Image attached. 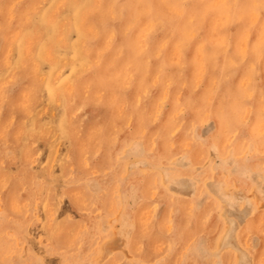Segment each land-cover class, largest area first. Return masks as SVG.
Masks as SVG:
<instances>
[{
	"label": "rangeland",
	"instance_id": "374dc122",
	"mask_svg": "<svg viewBox=\"0 0 264 264\" xmlns=\"http://www.w3.org/2000/svg\"><path fill=\"white\" fill-rule=\"evenodd\" d=\"M113 1L0 0V264H264V0Z\"/></svg>",
	"mask_w": 264,
	"mask_h": 264
},
{
	"label": "bare ground",
	"instance_id": "6f19581e",
	"mask_svg": "<svg viewBox=\"0 0 264 264\" xmlns=\"http://www.w3.org/2000/svg\"><path fill=\"white\" fill-rule=\"evenodd\" d=\"M43 1H44V0H43ZM112 1H113V0H112ZM120 1H121V0H120ZM125 1H126V0H125ZM136 1H137V0H136ZM136 1H135V2H136ZM138 1H141V0H138ZM143 1H144V0H143ZM177 1H178V0H177ZM177 1H175V2H177ZM179 1H180V0H179ZM224 1H225V0H224ZM224 1H223V3H224ZM234 1H235V0H234ZM40 2H41V1H40ZM123 2H124V1H123ZM141 2H142V1H141ZM144 2H147V3H148V1H144ZM144 2H143V3H144ZM183 2H184V1H183ZM183 2H182V4H183ZM231 2L233 3V1H231ZM236 2H237V0H236ZM90 3H91V2H90ZM98 3H99V2H98ZM115 3H116V2H115ZM121 3H122V2H121ZM138 3H139V2H138ZM179 3H180V2H179ZM184 3H185V2H184ZM214 3H215V2H214ZM214 3H213V4H214ZM227 3H228V2H227ZM237 3H238V2H237ZM113 4H114V1H113ZM118 4H119V3H118ZM176 4H177V3H176ZM67 5H68V3H67ZM101 5H102V4H101ZM116 5H117V4H116ZM172 5H173V4H172ZM224 5H225V4H224ZM229 5H230V4H229ZM239 5H240V4H239ZM69 6H70V5H69ZM98 6H99V5H98ZM120 6H121V5H120ZM126 6H127V5H126ZM126 6H123V7H126ZM175 6H176V5H175ZM212 6H214V5H212ZM236 6H238V5H236ZM261 6H263V3L261 4ZM261 6H260V7H261ZM43 7H44V6H43ZM115 7H116V6H115ZM123 7H122V8H123ZM176 7L178 8V6H176ZM179 7H180V6H179ZM219 7H220V6H219ZM227 7H228V6H227ZM227 7H226V8H227ZM238 7H239V6H238ZM246 7H247V6H246ZM252 7H253V6H252ZM263 7H264V6H263ZM85 8H86V7H84V9H85ZM249 8H250V7H249ZM255 8H256V7H255ZM101 9H102V8H101ZM125 9H126V8H125ZM210 9H212V8H210ZM219 9H220V8H219ZM35 10H36V9H35ZM71 10H72V9H71ZM81 10H82V9H81ZM98 10H100V9H97V11H98ZM111 10H112V9H111ZM118 10H119V8H118ZM148 10H149V9H148ZM224 10H225V9H224ZM263 10H264V9H263ZM40 11H41V10H40ZM102 11H103V10H102ZM104 11H105V10H104ZM252 11H255V9H254V10L252 9ZM256 11H257V9H256ZM256 11H255V12H256ZM105 12H106V11H105ZM118 12H119V11H118ZM122 12H125V11H122ZM228 12H229V10H228ZM100 13H101V12H100ZM114 13H115V11H114ZM225 13H227V12H225ZM229 13L231 14V12H229ZM32 14H33V13H32ZM66 14H67V13H66ZM147 14H148V13H146V15H147ZM258 14H259V13H258ZM258 14H257V15H258ZM133 15H134V14H133ZM153 15H154V14H153ZM228 15H229V14H228ZM236 15H237V14H236ZM115 16H116V15H115ZM191 16H192V15H191ZM229 16H230V15H229ZM229 16H228V17H229ZM234 16H235V15H234ZM241 16H242V15H241ZM30 18H31V15H30ZM112 18H114V17H112ZM117 18H118V17H117ZM120 18H121V17H120ZM120 18H118V19H120ZM158 18H160V17L158 16ZM233 18H234V17H233ZM236 18H237V17H236ZM236 18H235L234 20H236ZM239 18H240V17H239ZM53 19H55V18H53ZM138 19H139V18H138ZM138 19H137V20H138ZM191 19H192V18H191ZM228 19H229V18H228ZM115 20H116V19H115ZM157 20H158V19H157ZM159 20H160V19H159ZM165 20H166V19H165ZM237 20H238V19H237ZM38 21H39V20H38ZM162 21H163V19L161 20V22H162ZM186 21H187V20H186ZM229 21H230V19H229ZM101 22H102V20H101ZM104 22H105V21H103V23H104ZM137 22H138V21H137ZM166 22H167V21H166ZM166 22H165V23H166ZM171 22H172V21H171ZM227 22H228V20L225 21V23H227ZM69 23H70V22H69ZM107 23H108V22H107ZM153 23H154V22H153ZM185 23H186V22H185ZM118 24H119V23H118ZM127 24H128V23H127ZM127 24H126V25H127ZM160 24H161V23H160ZM166 24H167V23H166ZM170 24H171V23H170ZM227 24H229V23H227ZM105 25H106V24H105ZM128 25H129V24H128ZM128 25H127V26H128ZM172 25H173V24H172ZM184 25H185V24H184ZM109 26H110V25H109ZM118 26H119V25H118ZM163 26H164V23H163ZM163 26H162V27H163ZM166 26H167V25H166ZM187 26H188V25H187ZM187 26H186V27H187ZM225 26H226V24H225ZM125 27H126V26H125ZM125 27H124V28H125ZM150 27H151V26H150ZM172 27H174V26H172ZM188 27H190V25H189ZM50 28H51V27H50ZM111 28H112V27H111ZM115 28H116V27H115ZM126 28H127V27H126ZM126 28H125V29H126ZM130 28H131V27H130ZM153 28H154V27H151V29H153ZM169 28H170V27H169ZM174 28H175V27H174ZM71 29H73V28H71ZM119 29H120V27H119ZM166 29H167V28H166ZM172 29H173V28H172ZM106 30H107V29H106ZM126 30H128V29H126ZM164 30H165V29H164ZM164 30H162V31L165 32ZM196 30H197V29H196ZM110 31H111V30H110ZM145 31H148V30L145 29ZM124 32H125V31H124ZM196 32H197V31H196ZM0 33L2 34V32H0ZM99 33H101V32H99ZM109 33H110V32H108V34H109ZM127 33H128V31H127ZM127 33H126V34H127ZM129 33H130V32H129ZM248 33H249V32H248ZM1 34H0V35H1ZM113 34H114V33H113ZM160 35H161V33H160ZM162 35H163V34H162ZM225 35H226V33H225ZM96 36H97V35H96ZM107 36H108V35H107ZM144 36H145V35H144ZM86 37H87V36H86ZM86 37H84V38H86ZM92 37H93V36H92ZM106 38H107V37H106ZM160 38H161V37H160ZM87 39H88V38H87ZM110 39H111V38H110ZM112 39H113V36H112ZM143 39H144V37H143ZM180 39H181V38H180ZM114 40H115V39H114ZM147 40H148V39H147ZM149 40H150V39H149ZM155 40H156V39H155ZM155 40H154V41H155ZM186 40H187V39H186ZM68 41H70V40H68ZM145 41H146V39H144V42H145ZM109 42H110V41H109ZM114 42H115V41H114ZM164 42H165V41H164ZM187 42H188V40H187ZM70 43H71V42H70ZM84 43H85V42H84ZM112 43H113V42H112ZM124 43H125V42H124ZM124 43H123V44H124ZM139 43H140V42H139ZM223 43H224V42H223ZM36 44H37V43H36ZM36 44H35V46H36ZM145 44H146V42H145ZM147 44H148V42H147ZM202 44H203V43H202ZM54 45H55V44H54ZM69 45H70V44H69ZM94 45H95V44H94ZM228 45H229V44H228ZM71 46H72V45H71ZM118 46H120V45H118ZM123 46H124V45H123ZM144 46H145V45H144ZM157 46H159V44H158ZM203 46H204V45H203ZM226 47H227V46H226ZM64 48H65V47H64ZM68 48H69V47H68ZM87 48H88V47H87ZM121 48H122V46H121ZM124 48H125V47H124ZM145 48H146V46H145ZM145 48H144V50H146ZM160 48H161V47H159L158 49L160 50ZM197 48H198V47H197ZM60 49H61V48H60ZM90 49H91V48H90ZM90 49H89V50H90ZM104 49H105V47H104ZM119 49H120V48H119ZM58 50H59V49H58ZM97 50H98V49H97ZM225 50H226V49H225ZM259 50L261 51V49H259ZM71 51H72V50H71ZM119 51H120V50H119ZM60 52H61V51H60ZM122 52H123V51H122ZM181 52H182V51H181ZM181 52H180V53H181ZM56 53H57V52H56ZM68 53H69V52H68ZM183 53H184V52H183ZM35 54H36V53H35ZM216 54H218V53H216ZM33 55H34V54H33ZM71 55H72V54H71ZM71 55H69V56H71ZM101 55H102V54H101ZM179 55H180V54H179ZM243 55H245V54H243ZM149 56H150V55H149ZM257 57H259V56H257ZM69 58H70V57H69ZM147 58H148V56H147ZM214 58H215V57H214ZM241 58H242V57H241ZM243 58H244V57H243ZM143 59H144V58H143ZM216 59H217V58H216ZM232 59H233V58H232ZM232 59H230V60H232ZM239 60H240V59H239ZM256 60H257V59H256ZM146 61H148V60H146ZM201 61H203V60H201ZM239 62H240V61H239ZM249 62H250V61H249ZM254 62H255V61H253V63H254ZM256 62H257V61H256ZM147 63H148V62H146L145 64L148 65ZM235 63H236V62H235ZM251 63H252V62H251ZM253 63H252V65H253ZM222 64H223V63H222ZM42 65H43V64H42ZM68 65H69V64H68ZM68 65H67V66H68ZM89 65H90V64H89ZM165 65H166V64H165ZM226 65H227V64H226ZM234 65H235V64H234ZM236 65H237V64H236ZM254 65H255V64H254ZM63 66H64V65H63ZM144 66H145V65H144ZM146 67H147V66H146ZM146 67H144V68H146ZM249 67H250V66H249ZM47 68H48V67H47ZM41 69H42V68H41ZM41 69H40V70H41ZM89 69H90V68H89ZM181 69H182V68H181ZM251 70H252V68H251ZM251 70H248V72H249V71L251 72ZM253 70H254V69H253ZM253 70H252V71H253ZM146 71H147V70H146ZM216 71H217V70H216ZM235 71H236V70H235ZM62 72H63V71H62ZM180 72H181V70H180ZM254 72H255V71H254ZM254 72H253V74H254ZM257 72H258V70H257ZM59 73H60V72H59ZM129 73H130V72H129ZM223 73H225V72H223ZM156 74H157V73H156ZM226 75H227V74H226ZM226 75L224 74V76H226ZM230 75H232V72H231ZM233 75H234V74H233ZM227 76H228V75H227ZM251 76H252V75H251ZM42 78H43V77H42ZM225 78H227V77H225ZM252 79H253V78L251 77V80H252ZM249 80H250V79H249ZM251 80H250V81H251ZM170 84H171V83H170ZM168 85H169V84H168ZM250 85H251V84H250ZM44 86H45V85H44ZM244 86H246V85H244ZM152 87H153V86H152ZM152 87H151V88H152ZM246 87H247V86H246ZM252 87H253V85H252ZM12 88H13V87H12ZM216 88H217V87H216ZM244 89H245V88H244ZM248 89H249V86H248ZM248 89H247V90H248ZM250 89H251V87H250ZM11 90H12V89H11ZM14 90H15V89H14ZM42 90H43V89H42ZM245 91H246V90H245ZM42 92H43V91H42ZM42 92H40V93H42ZM85 92H86V91H85ZM167 93H168V92H167ZM124 94H125V93H124ZM249 94H250V93H249ZM261 94H262V93H261ZM163 95H164V94H163ZM167 95H168V94H167ZM250 95H251V94H250ZM124 96H125V95H124ZM248 96H249V95H248ZM74 97H75V96H74ZM158 97H159V96H158ZM162 97H163V96H162ZM40 98H41V97H40ZM138 98H139V97H138ZM143 98H144V97H143ZM151 98H152V97H151ZM165 98H166V97H165ZM260 98H261V96H260ZM261 99H263V98H261ZM86 100H87V99H86ZM160 100H161V99H160ZM96 101H97V100H96ZM157 101H158V100H157ZM72 102H73V101H72ZM158 103H159V102H158ZM140 104H141V103H140ZM161 104H162V103H161ZM65 105H66V104H65ZM83 105H84V104H83ZM143 105H144V104H143ZM249 105H250V104H249ZM162 106H163V105H162ZM180 106H181V105H180ZM65 107H66V106H65ZM145 107H146V106H145ZM63 108H64V107H63ZM250 108H251V107H249V109H250ZM44 110H45V109H44ZM52 110H54V109H52ZM82 110H83V108H82ZM77 111H79V110H77ZM208 112H209V110H208ZM177 113H178V112H177ZM0 114H1V112H0ZM53 114H54V113H53ZM73 114H74V113H73ZM208 114H209V113H208ZM83 116H84V115H83ZM157 116H158V115H157ZM220 116H221V115H220ZM260 116H262V114H261ZM209 117H210V116H209ZM41 118H42V117H41ZM207 118H208V117H207ZM246 118H247V117H246ZM192 120H193V119H192ZM153 121H154V120H153ZM241 125H242V124H241ZM238 127H239V126H238ZM243 127H244V126H243ZM236 129H237V128H236ZM262 130H263V129H262ZM115 133H116V132H115ZM172 133H173V132H172ZM172 133H171V134H172ZM215 137H216V136H215ZM251 137H252V136H251ZM53 138H54V137H53ZM233 138H234V137H233ZM54 140H55V139H54ZM249 141H250V140H249ZM251 141H252V140H251ZM44 142H45V141H44ZM35 143H36V141H35ZM230 143H231V142H230ZM247 143H248V142H247ZM3 145H4V144H3ZM5 145H6V144H5ZM153 145H154V144H153ZM245 145H246V144H245ZM249 145H250V144H249ZM60 146H61V145H60ZM3 148H4V147H3ZM255 148H256V147H255ZM0 149H1V148H0ZM12 150H13V149H12ZM39 150H40V149H39ZM240 150H242V149H240ZM40 152H41V151H40ZM57 152H58V151H57ZM72 152H73V151H72ZM1 153H2V151H1ZM55 153H56V152H55ZM86 153H87V152H86ZM256 153H257V152H256ZM261 153H262V152H261ZM263 153H264V152H263ZM117 154H118V153H117ZM2 155H3V154H2ZM37 155H38V154H37ZM0 156H1V155H0ZM4 156H5V155H4ZM38 156H39V155H38ZM38 156H37V158H38ZM68 156H69V155H68ZM68 156H67V157H68ZM160 159H161V158H160ZM85 160H86V159H85ZM161 160H162V159H161ZM8 161H9V160H8ZM86 161H87V160H86ZM157 161H158V160H157ZM160 162H161V161H160ZM3 164H4V163H3ZM86 164H87V163H86ZM14 165H15V164H14ZM102 166H103V165H102ZM14 168H15V167H14ZM16 168H17V167H16ZM50 168H51V167H50ZM18 169H19V168H18ZM252 169H253V168H252ZM49 170H50V169H49ZM13 171H14V170H13ZM18 172H19V171H18ZM81 172H82V171H81ZM261 172H262V171H261ZM19 173H20V172H19ZM16 174H17V173H16ZM22 174H23V173H22ZM81 174H82V173H81ZM116 174H117V173H116ZM13 176H14V175H13ZM23 176H24V174H23ZM81 176H82V175H81ZM85 176H86V175H85ZM116 176H118V175H116ZM78 177H79V176H78ZM14 178H15V177H14ZM21 178H22V177H21ZM21 178H20V179H21ZM66 178H67V177H66ZM69 179H70V178H69ZM14 180H15V179H14ZM32 180H33V179H32ZM13 182H14V181H13ZM40 182H41V181H40ZM10 183H11V181H10ZM20 183H21V181H20ZM26 183H27V182H26ZM26 183H25V184H26ZM25 184H24V185H25ZM46 185H47V184H46ZM37 187H38V186H37ZM22 188H23V187H22ZM30 188H31V187H30ZM31 189H32V188H31ZM22 190H23V189H22ZM40 190H41V189H40ZM107 190H108V189H107ZM32 192H33V191H32ZM39 192H41V191H39ZM26 193H27V192H26ZM134 193H135V192H134ZM18 194H20V191H19ZM135 195H136V194H135ZM19 196H20V195H19ZM33 196H34V193H33ZM39 197H41V196H39ZM28 200H29V199H28ZM1 202H2V201H1ZM3 202H4V201H3ZM31 202H32V201H31ZM35 202H36V201H35ZM30 204H31V203H30ZM161 205H162V204H161ZM30 207H31V206H30ZM58 208H59V206H58ZM33 209H34V208H33ZM135 209H136V207H135ZM169 210H170V209H169ZM3 211H4V210H3ZM85 211H86V210H85ZM89 211H90V210H89ZM26 212H27V211H26ZM28 212H29V211H28ZM32 213H33V212H32ZM169 213H170V212H169ZM4 215H5V214H4ZM28 215H29V214H28ZM5 217H6V216H5ZM31 218H32V217H31ZM169 218H170V217H169ZM4 219H5V218H4ZM19 219H20V218H19ZM29 219H30V218H29ZM80 219H81V218H80ZM171 219H172V218H171ZM15 220H16V219H15ZM31 220H32V219H31ZM84 220H85V219H84ZM172 220H173V219H172ZM172 220H171V221H172ZM189 221H190V219H189ZM152 222H153V221H152ZM20 223H21V222H20ZM188 223H189V222H188ZM15 225H16V224H15ZM19 225H20V224H19ZM19 225H18V226H19ZM27 225H28V224H27ZM153 225H154V224H153ZM2 226L4 227V225H2ZM8 227H9V226H8ZM13 227H14V226H13ZM18 230H19V229H18ZM167 230H168V229H167ZM14 231H15V230H14ZM27 231H28V228H27ZM28 232H29V231H28ZM180 232H181V231H180ZM2 233H3V232H2ZM4 233H5V232H4ZM148 233H149V232H148ZM19 234H20V233H19ZM28 235H29V234H28ZM161 236H162V235H161ZM15 237H16V236H15ZM17 239H18V238H17ZM24 239H25V238H24ZM4 240H5V239H4ZM9 240H10V239H9ZM1 242H5V241H1ZM23 242H24V241H23ZM246 243H247V242H246ZM5 244H6V243H5ZM1 245H2V244H1ZM8 245H9V244H8ZM8 245H7V246H8ZM5 246H6V245H5ZM14 246H15V245H14ZM28 246H29V245H28ZM1 247H2V246H1ZM11 247H12V246H11ZM17 248H18V247H17ZM0 249H1V248H0ZM8 249H9V248H8ZM14 249H15V247H14ZM19 250H20V249H19ZM21 251H22V250H21ZM0 252H2V251L0 250ZM17 252H18V251H17ZM14 253H15V252H14ZM22 253H23V252H22ZM4 256H6V255H4ZM7 256H8V255H7ZM21 256H22V255H21ZM187 256H188V255H187ZM0 257H1V256H0ZM10 257H11V256H10ZM23 257H25V256H23ZM184 257H185V256H184ZM2 258H3V257H2ZM13 258H14V256H13ZM186 258H187V257H186ZM0 259H1V258H0ZM5 259H6V258H5ZM22 259H23V258H22ZM19 260H20V259H19ZM17 261H18V260H17ZM24 261L26 262V260H24ZM6 262H7V261H6ZM8 262H9V261H8ZM1 263H2V262H1ZM4 263H5V262H4ZM5 264H6V263H5Z\"/></svg>",
	"mask_w": 264,
	"mask_h": 264
}]
</instances>
